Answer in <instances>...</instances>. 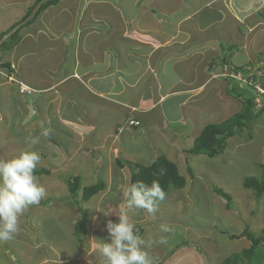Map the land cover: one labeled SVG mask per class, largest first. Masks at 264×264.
Listing matches in <instances>:
<instances>
[{"label":"crops","instance_id":"crops-1","mask_svg":"<svg viewBox=\"0 0 264 264\" xmlns=\"http://www.w3.org/2000/svg\"><path fill=\"white\" fill-rule=\"evenodd\" d=\"M36 1L2 0V4L0 5V35L8 33L13 26L20 23ZM73 1L62 0L57 5L50 6L42 12L33 24L22 29L12 49L0 57V87L3 82L7 84L9 87L7 94L9 93V95L13 90L15 93L21 94L19 84H24L32 88L34 90L33 94H48L51 98L46 103L45 111L48 113L45 122H42L44 124L40 125V122L36 121L35 118L30 119L29 123L31 127L48 129L51 135L47 137L48 140L44 141L42 139L44 137L38 133L39 143L35 145L40 146L45 144L47 147L45 148L52 152L51 155L56 162L61 161L62 164H65L64 166L66 168L74 171L72 178L75 176L81 177L82 187L103 181L106 183V189L91 199L93 201L90 205H94V212L91 218H93L92 221L94 223L93 227L90 226L88 234L81 237L83 239L81 245L75 241L71 242L72 238H68L69 244H58V246L55 243L56 238H54V235H47L42 228L44 220L49 219L57 222V224L61 223L66 229L65 233L67 235L74 233L77 220H74L72 225L70 219L65 217L69 216V214L68 211L65 212L64 209L66 208L64 206L66 205L63 202L58 199L54 200V198H45V195L38 205L29 207L21 217L20 232L13 239L14 241H18L20 245L16 244L14 249L6 245L7 255L14 258L11 264H88L87 258H93V262L90 264H101L95 248L100 239H104L105 242L108 241L106 230L99 227V219L104 216L95 211V209L98 206L100 208L103 206V202L101 206L99 203L103 201L104 194H108V198L106 199L108 203L107 208H110L108 210L115 211L118 215L125 211L123 192L128 188L130 177L135 170L127 163L140 164L139 162L142 160L141 151L138 148H131L126 141L125 144L122 140L121 135L126 132L132 135L131 144L136 146L142 145L144 148L147 146L152 150H156L154 158L164 156L170 160V156L172 158L175 156L176 159H173L176 162L174 163L187 180L185 187V190H187L189 184L194 181L193 176L198 174L196 166L193 163H189L191 158L186 154V151H181V154H179L177 147L178 141L176 139L181 135L178 133L175 137L171 136L169 130L161 121L171 122L184 120V110L192 104L194 100L192 98L196 96L195 94H199L202 90L206 92L210 87V83L214 79V74L212 73L216 70L214 69L212 72L210 70L207 71V67L197 77L193 68L197 67L198 59L192 51L195 48L201 47L200 49L203 48V51L211 58L210 61L216 58L213 54L216 52L214 45L215 41L218 40V36L214 32L227 31L225 28L229 18L232 19V23L228 27H236L238 29V24L246 25L250 32L244 33L242 36L243 42H238L239 44H237V51L243 53L244 56L243 60L238 61L236 64L239 63L238 66H242L243 63L250 62L251 60L253 63L255 62L259 65L264 63V60L258 61L257 58L256 60L253 59L255 49H258L259 52L264 51V22L255 18L262 4L256 5L251 0L246 6L240 3L244 0H235V2L231 0H199V5H195V8L190 9L189 13L182 11V3H184L185 8L188 5H193L195 0H172L174 2L178 1V8L175 9H169L168 7L171 0H167L165 7L161 3L162 0H151V2L143 0L145 5L142 7L143 12L140 15L143 16L144 20L146 19L144 22L145 25L138 26L136 25L138 21L135 20V25L133 26L134 31H131L132 33L136 31V34H141L147 37L148 40L158 41L159 45H155L151 41L138 44L140 42L135 41L134 39L137 38L130 35V29L125 24V21L124 23L122 22L123 19L119 21V24L123 28L120 29V26H116L110 17H115V15L124 16V11L119 9L120 7L118 9L110 7L109 10L100 11L99 13L93 7L104 5L103 2L105 0H86V3L80 0L77 7H74ZM108 1L112 2V0ZM112 5L114 4L112 3ZM172 15H175V18L169 19L168 17ZM163 19L166 20L165 23ZM193 21H196L197 28L187 27ZM180 22L183 23L181 24ZM101 24H108L106 31L102 34L99 32ZM158 32L159 35L156 34ZM181 32L188 33L190 42L192 41L191 49L187 50L191 54L185 59L182 56L183 51L178 44L181 41L180 37H178ZM200 33L205 34L201 39L198 37ZM157 37L158 40L156 39ZM175 45L177 47L174 48ZM139 49H144V52H152V56L159 54V56L164 57L163 59L167 57L168 62L170 60L173 61L171 62L173 67L168 68L169 70H158L156 68V71H153L154 69L150 70L152 66H150V61H148V67L146 68L144 66L146 69L141 68L139 63L143 58L135 56V53L140 51ZM173 49L176 53L172 56L169 52ZM70 60H74L76 66L72 71L70 69L64 75L62 66L68 64V62L72 63ZM4 62L10 64L11 71L1 67V64ZM171 69L172 72L170 71ZM139 73H142L141 75L154 74L152 79L156 80V82L160 80L159 78L162 75L165 77L173 75L177 77V80L173 79L174 83H172L166 93L165 90L161 91L160 84L157 85V83L151 82L148 89L151 88L150 86H154V91L147 92L146 86L145 88L143 87L140 91H146L140 95L137 105L136 99L138 94L125 93L124 88L128 84L134 85L133 89L137 88L135 81L138 79H135V75ZM155 75L160 76L157 79ZM128 76H132L134 80L131 79L128 83ZM184 77L189 80L188 82L190 84L185 85L186 87L182 89L180 83ZM117 81H121L123 85L120 84L118 86ZM63 89H67L65 92L67 93L68 99H64V105L60 108L56 103L59 102L58 97ZM191 92L196 93L190 94ZM21 95L25 96L23 94ZM5 96L8 97L7 95ZM71 96H76V98L71 99ZM175 97L181 98L174 107V111L171 112L170 109L173 108V103L169 102ZM24 102L20 98L16 105L17 108L22 107V105H27L22 104ZM167 103L172 106L170 108L166 107L165 105ZM66 104H68L67 109ZM81 104L84 105L83 111L81 110ZM97 104L100 106H103V104L108 105L114 108L117 114L109 115L108 120L105 121L100 116L99 109L96 108ZM68 109H72L73 115L71 116L69 114L66 117L64 113H68ZM126 113L130 115L127 118L128 121L133 116L138 118L141 122V127L134 129L128 125L130 130H123L122 127L115 126L116 121L112 123L113 129L105 126L109 123L108 121L114 120L117 116L122 117ZM176 114L177 117L174 118ZM41 120H44V118L41 117ZM5 121L6 115L4 110H1L0 127H4ZM18 121H21V125L23 124L22 128L28 129L26 127L28 124V115L23 116V118L20 117ZM56 122H62L63 126L69 129L70 133L65 131L62 137L66 143L67 141L70 143L69 146L71 148L67 151L64 149L62 142L55 140L53 138L54 136L52 137V131L55 130V133H60L58 131L60 130V126L56 125ZM150 122L158 124L154 127L155 130H159V140L155 139V136L149 132L153 126ZM7 129H12L13 132H16L21 128ZM87 131L88 133H93L87 136ZM8 136L9 139L13 138L10 132ZM0 138H5L3 130L0 131ZM8 143L12 142L8 141ZM8 143L0 142L1 145H8ZM161 147H167L165 153L160 151ZM96 155H99L101 158L95 161L94 156ZM8 156L10 154L4 157L1 153L0 159H7ZM143 160H145L143 164L146 165H150L155 161L154 159L146 157ZM120 163L125 166L122 167ZM186 165L190 167L188 166L187 169L184 168ZM88 166H91L90 168L93 167V174L91 175L83 172V169L85 167L88 168ZM52 168L53 163L50 164L48 162L47 164L40 163L37 169H45L50 172L42 176L56 175L58 171L55 174L53 173L54 168ZM62 169L65 170L64 168ZM65 173L63 171L57 176L64 177ZM93 176H96L94 178L96 180L93 183H88ZM68 180L70 179H62L58 183H66L65 186L67 187ZM51 184L54 185L55 183L52 182ZM42 186L45 188V194H47L46 187L48 184ZM53 188L56 190L57 187H50V189ZM184 195L185 192L182 191L180 195L177 194L171 200L181 202L184 199ZM113 198H116L118 201H113ZM68 199L69 204L67 206L71 207L72 202L70 201H74L75 199L71 198L72 200H70V197ZM190 200H193V198H190ZM163 201L158 202V204ZM58 207L62 213L56 211ZM159 208L161 206H158V210ZM137 213L138 211L135 208L127 210L128 219L135 225V230L143 229V226L149 224L151 219L154 218L150 214L148 216L140 215V218H136ZM105 218L107 220L118 221V217L114 213ZM174 223L180 227L182 233H187V230L184 231L183 227L177 222ZM171 229L169 233L171 236H164L165 242L168 243L166 245L167 248L171 249V254L169 252L164 253L161 256V262L158 264H162V262L165 264H183V257L187 255L190 260L186 264H202V261L198 260L194 254L195 250L193 249V245H197L196 242H193V245L188 248L192 253L187 251L184 254L183 250H187L186 248H179L177 245L173 246L176 240L174 241L175 237L172 235L175 231L174 227ZM146 231L147 228L145 227L141 234L143 239L146 237ZM63 234H57V238L61 236L60 241H66L67 239ZM177 243L178 241L175 244ZM60 247L73 249L75 253L73 255L69 253V257L68 253L64 252ZM153 248V246H150L147 249H151V253H153ZM193 255L196 259L193 258Z\"/></svg>","mask_w":264,"mask_h":264},{"label":"rangeland","instance_id":"rangeland-1","mask_svg":"<svg viewBox=\"0 0 264 264\" xmlns=\"http://www.w3.org/2000/svg\"><path fill=\"white\" fill-rule=\"evenodd\" d=\"M89 1V0H87ZM151 2V0H148ZM154 1V0H153ZM196 1V2H195ZM193 5H188L184 8V3H182L181 9L182 11H185L189 13L190 9H194L195 5H199L198 1L195 0ZM221 1V0H219ZM234 1L235 0H231ZM238 1V0H237ZM254 1L256 5H261L260 11H264V0H251V2ZM74 7H77L80 2V0L77 2V0L73 1ZM86 3V0H83V3ZM112 3L114 5H112ZM142 3V4H141ZM162 4H164V7L167 5V0H162ZM240 3H243L245 6L250 3V0H244ZM2 4V0H0V5ZM104 5H98L93 7L96 12L100 11H107L111 8H119L124 11V16L121 17V15H115V17H110L112 22L116 26H120L119 28L122 29L123 26L119 24V21L123 19V23L125 21V24L130 29L129 33L131 36H135L137 39H134L137 42L141 43H148V41H151L155 45H159L158 41L154 40H148L147 37L142 36L141 34L132 33L131 30H133V26L135 25V20L138 21V26H144L145 21L143 19V16L140 14L143 12L142 7L145 5L143 0H112L108 1L105 0L103 2ZM220 4V3H219ZM218 4V5H219ZM169 9H175L178 8V1H170L169 3ZM167 8V7H166ZM258 12V13H259ZM149 13V12H148ZM258 13L255 15V18H258ZM115 14V13H114ZM156 14V13H155ZM140 16V17H139ZM127 17V18H126ZM169 19H174L175 15H172L168 17ZM105 22V20H103ZM102 21V23H104ZM163 22L165 23L166 20L163 19ZM181 24L183 22H180ZM232 19L229 18L226 23V30L227 31H215L214 34L218 36V40L215 41V49L216 52H214L213 56H221V50H220V43L222 44H231V45H237L238 42H243V34L244 33H250L249 29L246 27V25H240L238 24V29L233 27H228L231 25ZM167 24V23H166ZM180 24V25H181ZM193 27L197 28L196 21H193L187 27ZM108 27V24H101L99 27L100 34L104 33L106 31V28ZM118 28V29H119ZM238 30V31H237ZM134 31V30H133ZM128 34V33H126ZM159 35V32L156 33ZM180 37L179 46L181 47L183 51V58H187L191 53H188V49H191L192 41L190 42V38L188 33L181 32L179 33ZM194 35V34H192ZM117 36V34H116ZM122 36V35H121ZM205 36V34L200 33L198 37L201 39ZM195 37V36H194ZM158 40V37L156 38ZM188 44V45H187ZM200 44V43H199ZM142 46V45H140ZM73 47V46H72ZM125 47V46H124ZM177 47V45L174 46V48ZM211 47V46H210ZM207 47V48H210ZM195 48L192 52H194V55L197 57V67L193 68L194 73L197 74V77L200 76L201 72H204L205 69L209 71V63L210 59L209 56L203 51V48L200 49ZM140 51H137L138 53H135V56L138 58H143L140 60L139 66L141 68H147L148 67V61H150L151 69H154L153 71H156V68L158 70H169L168 68H172L173 65H171V62H168V58L166 57L163 59V56H159V54H156L154 56L152 52H144V49H139ZM177 50V48H176ZM212 50V49H211ZM71 51V47H70ZM7 51H1L0 57L4 56ZM172 56L174 55L175 50H171L169 52ZM231 58L229 59L228 63L230 65H217L215 68L214 79L210 83V87L205 90L200 91L199 94H195L196 96L192 99V104L187 106L184 110L185 119L180 121H161V123H164V126L167 127L169 130V133L171 136L175 137L176 134L179 133L181 135L176 140L177 147L179 150V154H181V151H187L190 149L198 135L199 132L202 130V128L205 125L212 124V123H220L226 119L229 118V116H232L236 112L240 111L242 108V100L240 98L235 97L234 95H230L228 91L231 89L229 83L224 79V77L228 76L230 78L236 79L239 74L235 73L233 70L234 66L238 65L236 64L238 61L243 60L244 54L241 52H238L237 50H234L231 53ZM159 56V57H158ZM169 57V56H168ZM229 58V57H228ZM261 59L264 60V51L259 52L258 49L254 50L253 59L256 60ZM71 59V58H69ZM161 59V60H160ZM71 62H68V64L62 66V72L67 74V72L71 69V71L76 66L74 60H70ZM247 61V60H246ZM252 65L253 61L243 63L242 65ZM145 66V67H144ZM145 68V69H146ZM141 70V69H140ZM70 71V72H71ZM172 72V69L170 70ZM211 72L213 70H210ZM162 72V71H160ZM168 72V71H167ZM156 73V72H154ZM142 73H139L138 75H135V81L136 87L133 89L134 85H129L124 88L126 91L125 93L128 94H138L136 99V104L138 99H140V95L142 93L151 92L154 91V86H150L151 88L148 89L149 84L151 82L160 84L162 89L161 91L165 90V93L168 91L172 83H174V80H177L176 76L168 75V77L160 76V80L156 82V80L152 79L154 74H147V75H141ZM157 74V73H156ZM130 76V75H129ZM128 76V77H129ZM157 76V75H155ZM157 76V79L158 77ZM172 76V77H171ZM134 80V78L129 77L127 82L129 83V80ZM189 80L187 78H183L182 82L180 83L182 85V89H184L187 84H190L188 82ZM118 86L120 84L123 85L121 81L116 82ZM125 85V84H124ZM146 90L144 92L140 91L143 87ZM9 87L7 84L2 83L0 87V109L3 111L6 115V121L4 123V127H0V131L3 130V135L5 138H0V142L5 143L8 141L12 143L6 144H0V155L5 157L8 154V158H11L12 156L18 154L21 150H36L40 153L42 160V164H47L48 162L51 164L53 163V173L56 174V171L58 173L56 175L51 174L50 176H42L41 174H37L38 180L41 185L48 184L46 187L47 194L45 198H54V200H60L65 204L64 206L66 211H68L69 216L68 217L71 221V224L73 225L74 220H78L81 218L80 213L77 211V206L75 204V201H73L71 198L70 202H72L71 207H68L70 196L68 186L66 187V183H58L62 179H70V176L72 178V175H74V171L72 169L66 168L62 164L61 161L56 162L49 150H47L46 145H32L30 143L31 139L34 137H37L38 133H41L44 128H36L31 127L29 120L32 118H35L36 121L40 122L39 124L42 125L45 122V118L47 116L46 110V103L51 98L46 95L41 94H23L25 96H22L19 93H15L14 90L7 94ZM121 89V87H120ZM67 89L61 90L59 94V102L56 103L61 108L64 105V99L67 98V93L65 92ZM196 92H191L190 94H194ZM9 95L6 97L5 95ZM147 97V96H145ZM144 97V98H145ZM24 100L25 102L22 104V107L17 108V104L19 99ZM76 98V96H71V99ZM181 97H175L173 100H171L169 103H173V108L170 109L171 112L174 111V107L177 105L179 99ZM161 99V98H159ZM189 99V100H192ZM264 99V98H263ZM191 102V101H190ZM70 103V102H69ZM167 103L165 106L170 108L172 105ZM264 106V103H262ZM138 105V104H137ZM97 109H99L100 116L103 117V119L106 121L109 118V115H115L117 114L116 110L112 107H109L108 105L103 104L96 105ZM88 107V106H87ZM258 108L261 106L258 105ZM68 108V104H66V109ZM89 109V107H88ZM0 110V111H1ZM68 113H64V116H68L69 114L72 116L73 112L72 109H68ZM81 110H84V105L81 104ZM37 114V116H36ZM28 115V124L27 128H22L21 121H18L20 117L23 118V116ZM41 117L44 118V120H41ZM177 117V114L174 118ZM115 126L122 127L123 130H130V127L128 126V123H126L127 120V113L124 114V116L116 117L114 120L108 121L105 126L108 128L113 129L112 123L115 122ZM154 122V121H153ZM151 123L153 126L149 130L154 136L155 139L159 140L158 132L159 130H155V125H158L157 123ZM126 123V125H125ZM56 125L60 126V130H58L60 133H55V130L52 131V137L55 140H58L62 142L64 145V149L67 151L69 148H71L69 145V141L67 143L62 138L65 131L69 132V129L63 126L62 122H56ZM53 125V124H52ZM44 126V125H43ZM20 127L21 129L19 131L13 132L11 129L7 128H17ZM3 128V129H1ZM201 129V130H200ZM200 130V131H199ZM107 131V130H105ZM10 132V135L13 136V138L9 139L8 134ZM33 135H32V134ZM70 133V132H69ZM93 133V132H92ZM91 132L88 133L87 136L92 134ZM16 134V136H15ZM51 135V134H50ZM28 137V139H26ZM131 137L132 135L129 132L124 133L121 135L122 140L127 142V144L131 148H138L139 151H141L142 160L139 162L143 165L145 163V160H143L145 157L156 160L157 158H154V155L156 153V150H152L150 147L145 146H136L134 144H131ZM45 140H48V138H42ZM125 142V144H126ZM52 144V143H51ZM46 147V148H45ZM167 147H161L160 151H163L165 153ZM184 153V152H183ZM187 154V153H186ZM149 155V156H148ZM188 155V154H187ZM191 160H189V163H193L196 166V170L198 172L197 177L194 175V181L193 183H190L189 186L182 190H172L169 193H166L165 199L162 203H159L158 206H161L158 211L153 215L151 221L149 224L144 225L143 229L145 227L147 228L146 231V237L144 240L150 244V246H153V253H151V249H147L149 252L150 257L152 258L153 264L160 263L161 256L169 252L171 254V249H168L166 245L168 243H159L160 239L165 237L171 236L169 233L172 230L171 228L174 227L175 233L172 235L175 237L174 239V245H177L179 248H186L187 250H183L184 254L189 251V247L193 245V242L197 245H193V249L195 250V255L198 258V260L202 261V264H222L224 259L228 256L232 255L233 253L241 252L243 249L250 246L249 241L247 239H235L232 240L229 235L223 234L222 232H228L232 235L234 234H241L245 228H249L251 232H253L256 236H259L262 229L264 228V197L258 201L255 200L254 193L250 190H247L244 188L243 183L244 179L248 177H257L261 178L263 176V168L262 165H264V113H261L259 117L252 121L246 129L239 131L238 134H236L234 137L230 138L227 141V146L225 149L224 154L219 155L215 158H210L206 155H188ZM101 158L99 155L94 156L95 161ZM174 159H176L175 156H173ZM171 156L170 160L174 161ZM180 158V157H179ZM193 158V159H192ZM188 163V164H189ZM61 164V165H60ZM40 165V164H39ZM38 165V166H39ZM146 165V164H144ZM189 165H186L184 168H188ZM88 166V168H84L83 172L87 175L93 174V167ZM133 168V166H131ZM190 167V166H189ZM38 168V167H37ZM47 168V167H46ZM64 168L65 170H63ZM65 171V176L60 177L57 176L59 173H62ZM186 171V170H185ZM82 172V173H83ZM187 176H190L189 174H186ZM96 176H93L91 181L88 183H93L96 179H94ZM105 179V178H104ZM131 180V177H130ZM129 180V181H130ZM55 183L52 185L51 183ZM57 187L50 189V187ZM219 187L222 188L225 192L231 194L232 196V203L233 207L231 209H227L226 207V201L216 195L214 193V188ZM189 190V191H188ZM192 190V191H191ZM184 191V199L181 200V202H178L177 200H171V198H175L177 194L180 195V193ZM50 193V194H49ZM108 198V194H104L103 201H100L99 205L103 206L101 209L108 210L110 208H107L108 203L106 202ZM190 198H193V200H190ZM80 199L78 197L76 200ZM113 201H118L116 198L112 199ZM93 200L88 201L87 203L82 204L84 208H87L91 210V214L94 212V205H90ZM103 202V203H102ZM102 203V204H101ZM110 204V203H109ZM61 206V205H60ZM98 206V204H97ZM110 206V205H109ZM181 206V207H180ZM63 207V206H62ZM58 213H62L59 211V207L56 210ZM136 218H140V215L148 216V213L144 210H138ZM102 214V213H101ZM103 215V214H102ZM150 216V215H149ZM93 218H90V226L93 227L94 221H92ZM155 222H154V221ZM92 221V222H91ZM107 219L105 217H101L99 219V227L102 229H105ZM171 222V223H169ZM177 222L180 226L183 227L184 231L187 230V233H182L179 226L176 225ZM166 226L169 230L167 232H162L161 226ZM95 227V225H94ZM42 228L47 233V235H54L55 243L58 245L61 244H69L68 238H72L71 242H76L81 245V242H83L82 238H79L75 235V233H72V235H67L65 233L66 229L61 225V223L57 224V222H54L53 220L45 219L42 223ZM49 230V231H48ZM75 230V229H74ZM90 230V227H89ZM89 232V231H88ZM64 233V234H63ZM57 234L65 235L67 237L66 241H60V237ZM88 234V233H87ZM165 240V239H164ZM178 241L177 244H175ZM20 245L18 241H14L13 239L6 242H0V264H11V261H14V258L10 255H7L6 253V245L14 249L15 245ZM71 244V243H70ZM55 245V246H57ZM58 245V246H59ZM63 249L64 252L68 253V256L70 257V254H74L75 251L73 249H65L63 247H60ZM173 250V249H172ZM15 251V250H14ZM192 253V251H189ZM188 252V253H189ZM154 254V256H153ZM201 258H199V257ZM87 257V256H86ZM193 258L195 256L193 255ZM93 258H87V263H92ZM196 259V258H195ZM190 258L189 256L183 257V264H186L189 262ZM86 261V258H85ZM162 264H165L162 262ZM200 264V263H198Z\"/></svg>","mask_w":264,"mask_h":264},{"label":"trees","instance_id":"trees-1","mask_svg":"<svg viewBox=\"0 0 264 264\" xmlns=\"http://www.w3.org/2000/svg\"><path fill=\"white\" fill-rule=\"evenodd\" d=\"M40 1L41 0H37L33 4V6L29 9L28 13L20 21V23L32 13V10ZM61 1L62 0H54L52 2L44 4L34 20L24 25L20 30H18L13 36H11L7 41L3 43L2 47L0 48V52L10 51L17 41L22 29L33 24L42 14V12L47 8L53 5H57ZM257 17L259 20L264 22V11L259 12ZM15 26H13V28ZM5 34L6 33L1 34L0 39ZM219 45L221 56H217L210 61L209 70H214L217 65H230L228 61L231 58V53L234 50H238L237 45H226L222 43H220ZM258 61H261V59H258ZM1 67L11 71V66L8 62L2 63ZM233 69L235 73L241 74L244 78L247 79V82L243 84L237 79L224 77L231 88L228 93L242 100V108L240 109V111L236 112L228 119L220 123L205 125L194 141L193 146L186 151L188 155H206L210 158H215L219 155L224 154L227 146V141L238 134L239 131H242L249 127L252 121L256 120L261 113H264V107H262L261 109H256V99L258 97H260V99L264 102V93H260L257 89L259 86L262 90H264V63H262L261 65L255 62L252 65H235ZM258 72H260L261 75H258ZM128 116L130 115L127 114V118ZM133 118L138 120V118H136L135 116H133ZM140 127L141 122L140 126H133L134 129H138ZM127 164H129L130 167L133 166V168L135 169L131 175L129 186L137 181H144L145 183L150 184L153 180H156L160 183L165 193H168L171 190H182L187 185V180L180 173L178 166L164 156H159L150 165H142L136 163ZM120 165L122 167L125 166L121 163ZM262 168L263 176L261 178L248 177L244 179L243 183L244 188L252 191L254 193L255 200L258 201H260L264 197V165H262ZM49 173L50 172L45 169H36L35 174L44 175ZM81 182L82 179L78 176L70 178V180H68L67 182L70 194L69 197L75 199L74 201L77 206V211L81 215V218L78 219L75 224L74 231L75 235L79 238L88 233L90 227L89 221L92 216L91 210L84 208L82 204L87 203L93 197L101 194L106 189V183L103 181H99L96 184L85 187H82ZM214 193L226 201L227 209H231L233 207V199L231 194L225 192L222 188L219 187L214 188ZM78 197H80V199L76 200ZM136 232L141 236V234L143 233V229H137ZM222 233L229 235L232 240L247 239L250 244L249 247L243 249L241 252L233 253L232 255L225 258L222 264H264V228L262 229L259 236H256L253 232H251L249 228H245L239 235H232L228 232Z\"/></svg>","mask_w":264,"mask_h":264},{"label":"clouds","instance_id":"clouds-1","mask_svg":"<svg viewBox=\"0 0 264 264\" xmlns=\"http://www.w3.org/2000/svg\"><path fill=\"white\" fill-rule=\"evenodd\" d=\"M41 136L50 135L44 129ZM30 143H39V137L31 139ZM42 157L36 150H21L18 154L7 159H0V242L14 239L20 232V220L27 209L38 205L45 196V188L36 176V169ZM166 193L160 183L153 180L150 184L137 181L124 192L125 211L119 215L112 210H103L99 206L95 211L108 217L113 213L118 221H106L105 230L107 241L100 239L95 251L101 264H153L147 251L150 244L135 230L127 216V210H144L153 215L158 210V202L165 199ZM162 232L169 229L161 226ZM159 243H165L163 238Z\"/></svg>","mask_w":264,"mask_h":264},{"label":"water","instance_id":"water-1","mask_svg":"<svg viewBox=\"0 0 264 264\" xmlns=\"http://www.w3.org/2000/svg\"><path fill=\"white\" fill-rule=\"evenodd\" d=\"M54 0H41L32 10V13L21 23H18L14 28H12L8 33H6L2 38L0 39V48L2 47L3 43L7 41L11 36H13L18 30H20L24 25L30 23L32 20H34L40 12L41 8L44 4L48 2H52Z\"/></svg>","mask_w":264,"mask_h":264},{"label":"built area","instance_id":"built-area-1","mask_svg":"<svg viewBox=\"0 0 264 264\" xmlns=\"http://www.w3.org/2000/svg\"><path fill=\"white\" fill-rule=\"evenodd\" d=\"M257 74L258 75H261L260 72H258ZM236 79L239 80L240 82H242L243 84H245L247 82V79L244 78L243 75H241V74ZM257 89H258V91L260 93H262V94L264 93V90H262L261 87L258 86ZM19 90H20V93L21 94H28V95H30V94H33L34 93V90L32 88H30V87H28V86H26L24 84H19ZM262 103H264V102L260 99V97H258L256 99V104H257V106L260 105L261 107L258 108L256 106V109H261L262 107H264ZM128 125L131 126V127H133V126L138 127V126H140V122L137 121V120H134L133 118H131L128 121Z\"/></svg>","mask_w":264,"mask_h":264},{"label":"bare ground","instance_id":"bare-ground-1","mask_svg":"<svg viewBox=\"0 0 264 264\" xmlns=\"http://www.w3.org/2000/svg\"><path fill=\"white\" fill-rule=\"evenodd\" d=\"M240 75V74H239ZM226 77H228V76H226Z\"/></svg>","mask_w":264,"mask_h":264}]
</instances>
